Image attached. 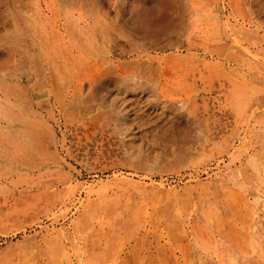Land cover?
Returning a JSON list of instances; mask_svg holds the SVG:
<instances>
[{"label": "rangeland", "instance_id": "obj_1", "mask_svg": "<svg viewBox=\"0 0 264 264\" xmlns=\"http://www.w3.org/2000/svg\"><path fill=\"white\" fill-rule=\"evenodd\" d=\"M0 264H264V0H0Z\"/></svg>", "mask_w": 264, "mask_h": 264}, {"label": "bare ground", "instance_id": "obj_2", "mask_svg": "<svg viewBox=\"0 0 264 264\" xmlns=\"http://www.w3.org/2000/svg\"><path fill=\"white\" fill-rule=\"evenodd\" d=\"M72 14V13H71ZM41 85V84H40ZM42 86V85H41ZM93 116V115H92Z\"/></svg>", "mask_w": 264, "mask_h": 264}]
</instances>
